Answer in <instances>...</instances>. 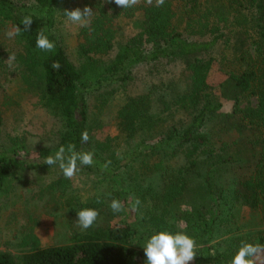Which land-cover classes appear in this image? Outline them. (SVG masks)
Returning <instances> with one entry per match:
<instances>
[{
	"label": "trees",
	"instance_id": "obj_1",
	"mask_svg": "<svg viewBox=\"0 0 264 264\" xmlns=\"http://www.w3.org/2000/svg\"><path fill=\"white\" fill-rule=\"evenodd\" d=\"M80 1L0 0L4 29L23 28V17H32L30 30L14 37L22 48L17 57L36 79L40 106L60 119L56 141L34 153L19 136L10 138L9 147L0 144V196L18 170L50 168L40 162L70 143L94 154V164L82 169L108 175L95 162L115 166L116 150L108 139L95 137L89 100L101 87L111 86V95L122 83H136L138 89L125 93L115 123L125 140L139 135L132 154L140 164H153L149 173H156V188L133 211L111 188L112 199L129 208L123 223L98 227L63 245L42 246L33 238L20 255L0 252V264H141V243L158 231H180V222L196 241L195 264H229L242 242L264 246V0H165L162 7L141 0L127 9L114 0H105L107 6L100 1L90 46L80 49L84 60L76 67L54 22L57 8ZM122 10L134 31L116 42L113 22ZM41 30L55 42L54 51L36 48ZM114 48L113 56H106ZM101 52L105 57L97 56ZM54 61L59 70L51 67ZM215 63L225 75L217 84L209 77ZM221 98L232 101L230 111L220 110ZM153 106L160 107L158 113H151ZM3 120L0 108V131ZM83 130L89 133L87 143L81 142ZM109 177L118 187L124 181ZM184 199L187 208L180 211ZM242 207L255 212L253 224L238 223Z\"/></svg>",
	"mask_w": 264,
	"mask_h": 264
},
{
	"label": "rangeland",
	"instance_id": "obj_2",
	"mask_svg": "<svg viewBox=\"0 0 264 264\" xmlns=\"http://www.w3.org/2000/svg\"><path fill=\"white\" fill-rule=\"evenodd\" d=\"M100 1L103 6H107L105 0H82L56 10L54 22L56 34L66 55L76 67L84 60L80 49L90 46L91 20L97 13V3ZM85 6L93 10L87 27L73 25L66 20L65 9L83 10ZM137 10L138 8L134 10V15L138 13ZM108 11L111 13V10ZM120 12L121 14L116 16L113 22V27L118 32L116 42L127 39L134 31L133 26L129 24L130 17L125 15L124 10ZM6 29L2 27V24L0 25V108L4 116L0 144L9 147L10 138L19 136V139L28 141L29 151L34 153L38 146L56 141L60 119L40 106L34 88L36 79L32 75L29 76V73L23 69L17 57L18 53L22 52V48L16 43L15 38L9 39L5 36ZM114 50L115 48L110 50L106 56H113ZM10 54L14 56L11 67L7 60ZM97 56L105 57V54L101 52ZM209 77L214 84H217L224 80L225 75L215 63L209 72ZM138 86L139 88L141 86L139 81ZM114 87L115 91L111 95L107 94L111 86L94 91L89 100V107L92 131L95 137L108 139L110 145L114 146L115 155L118 158L117 164L105 170L108 175H100L96 170L87 171L80 168L72 180L64 178L58 166L47 169L18 170L6 185L8 192L0 196V252L17 256L29 250L33 238H37L42 246H57L68 244L79 235L96 230L98 227L120 225L127 217L129 208H125V211L120 213L111 211L109 208V202L112 199L111 188L125 196L129 203L136 198L143 203L150 199L147 192L151 191V188L152 191L156 188L157 182L152 178L157 176L155 172L150 174L149 171L155 167H152L151 162L145 166L144 162L140 164L136 161L132 154V146L139 142V135L134 139L126 136L125 140L115 123L117 111L125 100V93H135L138 87L136 83H122ZM103 98L105 101L101 103ZM221 99L223 106L220 110L230 111L232 101L226 98ZM159 110V106H153L151 113L156 114ZM154 138L155 135L150 138L151 143ZM36 141L38 142L35 144ZM95 164L100 166L101 170L103 169V165L98 161ZM109 175L115 181L119 178L124 181L119 183V187L118 183L114 186ZM199 192L196 193L199 194ZM186 203H188L187 199L178 203L180 211L187 208ZM82 208H94L99 211L96 224L83 232L74 223L77 219V210ZM180 211L177 210L179 217ZM140 214H142L141 211ZM237 220L240 225L250 221L253 224L255 212L242 207ZM182 227L183 224L180 222V231ZM146 241L141 243L142 251ZM140 261H142L141 264H145V255L140 258ZM189 264H195L194 260Z\"/></svg>",
	"mask_w": 264,
	"mask_h": 264
},
{
	"label": "clouds",
	"instance_id": "obj_3",
	"mask_svg": "<svg viewBox=\"0 0 264 264\" xmlns=\"http://www.w3.org/2000/svg\"><path fill=\"white\" fill-rule=\"evenodd\" d=\"M111 2V0H109ZM141 0H114V3L122 9L132 8L138 5ZM147 5L162 7L165 0H144ZM93 10L85 6L83 10L75 8L72 10L65 9L64 15L66 20L73 25L87 27ZM33 19L30 15L23 17L21 24L23 28L14 25L12 28L6 29L5 36L12 39L20 35L21 30L29 31ZM36 48L44 52H52L55 50V42L50 40L43 30L39 31L36 36ZM9 67L14 60L13 55H9L7 59ZM53 70H59L60 64L54 61L51 65ZM89 141V133L87 130L81 132V142ZM38 141L35 142V144ZM40 163L49 167L58 166L64 178L72 180L80 171L81 166H92L94 164V154L91 151H77L74 144L60 146L54 154L46 156ZM111 161H107L103 165L102 170H106ZM100 202L99 200L97 201ZM131 203V208L136 210L140 205L139 198ZM109 208L114 213L125 211V205L118 199H111ZM99 217V211L94 208H82L77 210V219L75 225L80 231H85L96 224ZM196 241L184 231L172 233L170 231H158L153 233L146 243L143 244V252L146 257L145 264H189L197 255ZM264 257V246L253 244L250 242H242L229 264H258V261Z\"/></svg>",
	"mask_w": 264,
	"mask_h": 264
}]
</instances>
